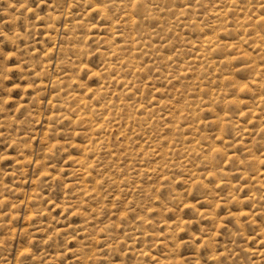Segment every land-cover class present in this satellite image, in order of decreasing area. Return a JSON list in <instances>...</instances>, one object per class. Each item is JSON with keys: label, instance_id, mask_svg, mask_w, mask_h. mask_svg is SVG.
I'll list each match as a JSON object with an SVG mask.
<instances>
[{"label": "rangeland", "instance_id": "rangeland-1", "mask_svg": "<svg viewBox=\"0 0 264 264\" xmlns=\"http://www.w3.org/2000/svg\"><path fill=\"white\" fill-rule=\"evenodd\" d=\"M232 1L0 0V264H264V0ZM74 95L130 105L108 107L90 178Z\"/></svg>", "mask_w": 264, "mask_h": 264}, {"label": "bare ground", "instance_id": "bare-ground-1", "mask_svg": "<svg viewBox=\"0 0 264 264\" xmlns=\"http://www.w3.org/2000/svg\"><path fill=\"white\" fill-rule=\"evenodd\" d=\"M86 1H88L89 2V4H90V9H91V12L92 11H95V13L96 12H98V13H104L105 12V9H103V7L101 6L102 4H100L99 3V0H86ZM137 1V0H136ZM171 1V0H170ZM201 2V1H200ZM235 3V1H232V0H230V4H233L234 5V3ZM237 2V1H236ZM124 4V3H123ZM129 4V3H128ZM136 5H133V7H135ZM138 7V6H137ZM139 8H140V6H139ZM138 8V9H139ZM147 11V10H146ZM125 13V12H124ZM145 13V12H144ZM126 18V17H125ZM245 18H246V16H245ZM53 19H54V17H53ZM242 19V18H241ZM243 19H244V17H243ZM242 19V20H243ZM247 19V18H246ZM245 19V20H246ZM126 20V19H125ZM240 20V19H239ZM127 21L128 22H130L131 23V25H134V19H133V17L132 16H127ZM218 21V20H217ZM52 22L54 23V21L52 20ZM241 23H243L242 21H240ZM239 22V26H240V23ZM222 23V22H221ZM143 24V23H142ZM251 24H254V25H264V17H261V16H256V18L254 19V20H252L251 21ZM253 25V26H254ZM216 26V25H215ZM241 26H242V24H241ZM83 27V26H82ZM138 27V26H137ZM200 28V27H199ZM240 28V27H239ZM251 31V30H250ZM226 32V31H225ZM255 32H257V29L255 30ZM249 33V32H248ZM199 34V33H198ZM261 34V33H260ZM129 35V34H128ZM259 35V34H258ZM258 35H256L257 37H258ZM210 36V35H209ZM237 36V35H236ZM140 37V36H139ZM255 37V36H254ZM263 37H264V35H263ZM255 39V38H254ZM257 39V38H256ZM259 39V38H258ZM257 39V40H258ZM263 39V38H262ZM261 40V39H260ZM237 41H239V40H237ZM243 41H244V39H243ZM255 41V40H254ZM264 42V39L262 40V43ZM222 44V43H221ZM200 45H201V47H204L205 49H206V51H208V49L209 50H211V49H214L215 50V48H221V47H219L220 46V44H218L217 42H214L211 38H207L206 40H203L201 43H200ZM225 43H223V46H224V48H226L225 47ZM227 45H231V44H227ZM258 45V44H257ZM262 45V47H260V50H261V53L262 52H264V43L263 44H261ZM258 46H260V45H258ZM257 46V47H258ZM117 49V48H116ZM116 49H113V51L114 52H116ZM212 51V50H211ZM242 51V50H241ZM215 52V51H214ZM238 52V51H237ZM211 53H213V52H211ZM220 53V52H219ZM218 53V54H219ZM236 53V52H235ZM226 54V53H225ZM203 57L205 56V55H202ZM114 57V56H113ZM206 57H207V55H206ZM209 57H210V55H209ZM211 58V57H210ZM227 58V57H226ZM214 59V58H213ZM245 59V58H244ZM243 59V60H244ZM204 61H206L207 63L209 62V65H212V64H215L214 62H213V60L212 61H210L209 60V58H206V59H204ZM216 61V60H215ZM227 61V60H226ZM226 61H224V62H226ZM217 62V61H216ZM206 63V64H207ZM210 63H212V64H210ZM223 63V62H222ZM191 64V63H190ZM224 64V63H223ZM229 64H230V62H229ZM252 64V63H251ZM126 65V64H125ZM127 65L128 66H130V67H132V68H136L137 67V65L136 66H134L130 61H128V63H127ZM219 65H220V63H219ZM140 66V65H139ZM214 66V65H213ZM218 66V65H217ZM216 66V67H217ZM220 66H222V65H220ZM252 66H253V64H252ZM255 66L256 67H258L257 66V64H255ZM261 66H263V65H261ZM212 67V66H211ZM254 67V66H253ZM255 67V68H256ZM117 68V67H116ZM254 68V69H255ZM210 69V68H209ZM253 69V68H252ZM259 69V68H258ZM113 70V69H112ZM123 70V69H122ZM133 70H135V69H133ZM261 70V69H260ZM262 72H264V70H261ZM205 72V71H204ZM106 73V72H105ZM201 73V72H200ZM253 73H254V71H253ZM261 73V72H260ZM187 74V73H186ZM204 74V73H203ZM108 75V74H107ZM219 75V74H218ZM259 75V74H258ZM109 77V76H108ZM210 77V76H209ZM251 77V76H250ZM259 77V76H258ZM121 76H117V78H115V79H113V81L115 80V83H122V85H124V84H129L127 81H124V79L121 81ZM215 78V77H214ZM213 78V79H214ZM232 78V77H231ZM261 78V77H260ZM223 79H224V77H223ZM227 80V79H226ZM253 80L255 81L256 80V78L254 77L253 78ZM56 81V80H55ZM58 82V81H57ZM204 82V81H203ZM210 82V81H209ZM219 82H221V81H219ZM229 82V81H228ZM234 83V82H233ZM111 85V84H110ZM225 85V84H224ZM125 86V85H124ZM128 86L129 85H127L125 88V92L127 93L128 92ZM222 86V85H221ZM214 87V86H213ZM217 87V86H216ZM131 88V87H130ZM233 88H234V86H233ZM237 88H239V89H242L241 88V86L240 85H238L237 84V86H236V89ZM98 89V88H97ZM211 90V89H210ZM243 90V89H242ZM131 91V90H130ZM213 91V90H212ZM237 91V90H236ZM245 91H247V90H245ZM101 92V91H100ZM99 91H95L94 90V92H92L91 94H93V97L94 96H96V95H98L99 93H100ZM211 93V92H210ZM210 93H208V94H210ZM218 93H221V92H218ZM234 93V92H233ZM246 93V92H245ZM248 93V92H247ZM89 94V93H88ZM228 94V93H227ZM79 95V94H78ZM102 95V94H101ZM218 95V94H217ZM217 95H215V97L217 96ZM234 95H235V93H234ZM262 95V94H261ZM213 97H214V95H213ZM214 97V98H215ZM218 97V96H217ZM223 97H224V95H223ZM222 97V98H223ZM235 97H236V95H235ZM96 98V97H95ZM211 98H212V96H211ZM224 98H226V97H224ZM73 99H75L76 101H77V103H78V108H77V111H76V116H75V118L77 117V119L76 120H78V121H85L86 123L88 122V124L90 123V125H89V130L91 131V133H90V136H86V137H88V140L86 141V143L84 144V145H80V148H81V152H83V153H81L82 154V156L80 157H78V158H76L75 159V163L77 164V166H79V169H80V171L82 172L81 174L84 176V178H85V176L87 177V178H90L91 177V175H90V170H91V166H92V164L95 162H93V160H90L89 159V156L91 157V156H93L94 158H96V154L98 153V149H101V148H103V151L105 150V152L107 151L108 153H109V155L110 156H113L112 155V152H111V150H109L108 149V145H107V141H108V138H107V132L106 131H104L103 130V128L104 127H106L107 129H109L110 127H109V125L112 123V119H111V115L112 116H114V118H115V115H113V114H111V115H109L108 113H109V111H108V113H107V109H108V107L111 109V107H114V109H115V107H116V109H117V107L118 108H120V107H122V108H124V107H130V105L126 102V99L124 100V101H122V104L120 105V107L118 106V105H114V103L116 102H114L113 104H108V103H110V101L107 103V109L106 110H104L103 108H105V107H103V108H101L102 106H100V105H97V106H100L99 108H94V106H93V104H90L89 103V101H87L86 100V98L85 97H82L81 98V96L79 97V96H75L74 95V98ZM218 99V98H217ZM231 99V98H230ZM62 100V99H61ZM201 100V99H200ZM226 100V99H225ZM228 100V99H227ZM262 100V99H261ZM135 101V100H134ZM133 101V102H134ZM229 101V100H228ZM69 102V101H68ZM124 102V103H123ZM133 102H130V103H133ZM193 102H195V101H193ZM208 102V101H207ZM63 103V101L60 103V105ZM77 103H75V104H77ZM118 103V102H117ZM136 103H138V102H136ZM230 103H233V104H236V105H239L238 104V100L236 99H233ZM260 103V102H259ZM203 104H204V102H203ZM212 104V103H211ZM226 104V103H225ZM240 104H241V102H240ZM52 105V104H51ZM104 105V104H103ZM138 105V104H137ZM213 105V104H212ZM132 106V105H131ZM135 105H133V107H134ZM139 106H141L140 104H139ZM138 106V107H139ZM222 106H224L223 104H222ZM246 106V105H245ZM55 107V106H54ZM64 107V106H63ZM141 107H143V106H141ZM186 107H188V106H185V108ZM137 108V107H136ZM261 108V107H260ZM63 108H61V110H62ZM64 109H65V107H64ZM109 109V110H110ZM127 109V108H126ZM135 109V108H134ZM144 108H142V110H143ZM184 109V108H183ZM189 109V108H188ZM185 110V109H184ZM191 110V112H192V114H193V116L197 113L196 111L198 110L197 108H196V104H193L192 105V108L190 109ZM69 111V110H68ZM74 111V110H73ZM114 111V110H113ZM112 111V112H113ZM117 111H118V109H117ZM121 111V110H120ZM127 111H129V110H127ZM134 111V110H133ZM178 111V110H177ZM71 112V111H70ZM69 112V113H70ZM130 112H131V110H130ZM135 112V111H134ZM187 112H189V111H186V113ZM249 112H252V111H249ZM260 112V111H259ZM63 113H66V112H63ZM127 113V112H126ZM126 113H125V115H126ZM132 113V112H131ZM258 113V112H257ZM73 114H75V113H73ZM120 114V113H119ZM128 114L129 113H127V116H128ZM171 114V113H170ZM169 114V115H170ZM250 114V113H249ZM255 114H256V112H255ZM65 115V114H64ZM131 115V114H130ZM129 115V116H130ZM136 115V114H135ZM134 115V116H135ZM174 115L175 114H173L172 116L173 117H171V118H174ZM187 115H190V113L188 114L187 113ZM219 115V114H218ZM60 116H63L62 114L60 115ZM68 116H69V114H68ZM128 116V117H129ZM131 116H133V115H131ZM193 116H192V118H193ZM196 116H197V114H196ZM196 116H195V121L197 120L198 121V119H196ZM59 116H57V118H58ZM67 117V116H66ZM139 117V116H138ZM178 117V116H177ZM176 117V118H177ZM191 117V116H190ZM189 117V118H190ZM219 117H222V116H220L219 115ZM264 117V116H263ZM55 118V117H54ZM54 118H53V120H54ZM56 118V119H57ZM68 118H70V117H68ZM67 118V119H68ZM118 118V117H117ZM131 118V117H130ZM135 118H137V116L135 117ZM167 118V117H166ZM168 118H170V117H168ZM175 118V119H176ZM216 118H218V116H216ZM72 119V118H71ZM129 119V118H128ZM132 119V118H131ZM130 119V120H131ZM138 119V118H137ZM143 119H144V116H143ZM227 118H225L224 119V117H223V119L222 118H219V120H216L215 121V124H217L218 125V127H221V128H223L224 127V123H223V121H225ZM52 120V121H53ZM65 120V119H64ZM74 120V119H73ZM114 120V119H113ZM136 120V119H135ZM134 120V121H135ZM146 119H144L143 121H145ZM201 120V119H200ZM260 120V119H259ZM78 121H77V123H78ZM261 121V120H260ZM54 122V121H53ZM82 122V123H83ZM117 122V121H116ZM136 122H137V120H136ZM146 122V121H145ZM193 122V121H192ZM191 122V123H192ZM67 123V122H66ZM76 123V122H75ZM138 123V122H137ZM198 123V122H197ZM128 124H129V122H128ZM131 124V123H130ZM146 124H147V122H146ZM194 124V123H193ZM133 125V124H132ZM131 125V127H134V126H132ZM142 125V124H141ZM150 125V124H149ZM195 125H196V122H195ZM199 125V124H198ZM130 126V125H129ZM129 126H128V129H130L129 128ZM191 126V125H190ZM189 126V127H190ZM189 127H188V129H189ZM196 127H197V125H196ZM55 128V127H54ZM87 128V127H86ZM193 128V127H192ZM191 129V128H190ZM219 129V128H218ZM89 130H88V128H87V132H89ZM132 130V129H131ZM182 130V129H181ZM196 130H198V129H196ZM196 130H194V128H193V132L194 131H196ZM240 130H243V129H240ZM127 132L129 131V130H126ZM140 131V130H139ZM138 131V132H139ZM143 131V130H142ZM186 132V131H185ZM82 133H83V131H82ZM81 133V134H82ZM130 133V132H129ZM142 133V132H141ZM145 133H147L146 131H145ZM191 133V132H190ZM190 133H189V135H190ZM197 133V132H196ZM132 134V133H131ZM181 134V133H180ZM192 134V133H191ZM199 133H197V135H198ZM216 134H217V132H216ZM222 133L220 132L219 134H217V135H221ZM86 135H87V133H86ZM181 135H183V133L181 134ZM181 135H179V136H181ZM185 135V134H184ZM183 135V136H184ZM186 135H188V134H186ZM197 135H195V138L193 139L192 137H190L189 136V138H190V143H189V145H187V143H182V145L180 146L181 148V150H182V148L183 149H186V151L188 152V153H195V152H198V150L199 149H201V147H200V145H199V147H198V144H196V140H198L197 138H198V136ZM126 136V135H125ZM129 136V135H128ZM183 136H182V139H184L183 138ZM194 136V135H193ZM208 137V136H207ZM84 138V137H83ZM148 138V137H147ZM133 139V138H132ZM181 139V138H180ZM209 140V139H208ZM145 141H147V140H145ZM149 141H150V139H149ZM181 141V140H180ZM183 141V140H182ZM224 141V140H223ZM148 142V141H147ZM221 142V141H220ZM69 143H70V141H69ZM152 143V142H151ZM162 143V142H161ZM73 144V143H72ZM146 144V143H145ZM181 144V143H180ZM179 144V145H180ZM186 144V145H185ZM262 144V143H261ZM75 145V144H74ZM73 145V146H74ZM178 145V146H179ZM208 146H210V150L212 151V150H215L216 152L218 151V148H217V146H215V144H213L211 141L209 142L208 141V144H207ZM51 146V145H50ZM54 146V145H53ZM143 146V145H142ZM142 146H140V147H142ZM156 146V145H155ZM157 146H158V144H157ZM183 146V147H182ZM128 147V146H127ZM176 147V146H175ZM203 147V146H202ZM129 148V147H128ZM143 153L144 152H146V149L147 148H149L150 149V146H147L146 145V147H144L143 146ZM152 148H154V147H152ZM151 148V149H152ZM49 149V148H48ZM108 149V150H107ZM126 149V148H125ZM160 148H158V150H159ZM262 149V148H261ZM161 150V149H160ZM207 151L209 150V148L208 149H206ZM209 150V151H210ZM100 151V150H99ZM101 151H102V149H101ZM126 151H129V150H125V152ZM141 151V150H140ZM148 151V150H147ZM156 151V150H155ZM48 152V151H47ZM134 152H135V150H134ZM133 152V153H134ZM139 152V151H138ZM158 151H156V153H157ZM161 152H163L164 153V151L162 150ZM167 152V151H166ZM184 152V151H183ZM129 153V152H128ZM131 153V152H130ZM136 153V152H135ZM150 154V153H149ZM155 154V153H154ZM161 154V153H160ZM264 154V153H263ZM96 155V156H95ZM98 155H99V153H98ZM104 155H106V154H104ZM130 155V154H129ZM142 155H144V154H142ZM141 155V156H142ZM162 155V154H161ZM163 155H165V154H163ZM217 155V154H216ZM258 156V155H257ZM130 157V156H129ZM208 157H209V155H208ZM112 158V157H111ZM132 158V157H131ZM205 158H206V156H205ZM211 158V157H210ZM134 159H136V156H135V158ZM138 159V158H137ZM206 159H208V158H206ZM72 160V159H71ZM73 160H74V158H73ZM95 160H97V158L95 159ZM97 161H99V160H97ZM96 161V162H97ZM39 162H41V161H39ZM74 162V161H73ZM209 163H210V161H208ZM213 162V161H212ZM212 162H211V164H212ZM245 162V161H244ZM256 162V161H255ZM258 162V161H257ZM256 162V163H257ZM38 163V162H37ZM140 163V162H139ZM98 165V164H97ZM137 165V164H136ZM138 165H140V164H138ZM41 166V165H40ZM131 166L133 167V164L131 163ZM131 166H130V168H131ZM146 167V166H145ZM257 167V166H256ZM256 167H255V169H256ZM40 168H42V167H40ZM95 168V167H94ZM139 168V167H138ZM45 169V168H44ZM135 169V168H134ZM137 169V168H136ZM149 169V168H148ZM92 170H94V169H92ZM147 170V169H146ZM146 170H144V171H146ZM79 171V170H78ZM121 171V170H120ZM142 171V170H141ZM255 171V170H254ZM48 173V172H47ZM131 173V172H130ZM133 173H134V171H133ZM243 173V172H242ZM255 174V173H254ZM136 175H138V174H136ZM191 177H192V179H193V181H197V180H199L200 178H201V174L200 173H196V171H194V172H192L191 174ZM108 176V175H107ZM243 176V175H242ZM246 176V175H245ZM134 177H135V175H134ZM44 179V178H43ZM50 180V179H49ZM51 181V180H50ZM94 181V183H95V185H93V183H91V185H87V184H83V185H81V193L80 194H82V195H84V194H86V192L87 191H90V189L93 187V188H98L99 186H98V184H97V181L96 180H93ZM92 181V182H93ZM117 181V180H116ZM129 181V180H128ZM127 181V182H128ZM84 182V181H83ZM257 182V181H256ZM86 183V182H85ZM233 184V183H232ZM119 185V184H118ZM98 189H100V188H98ZM96 190V189H95ZM94 190V191H95ZM93 191V190H92ZM91 191V192H92ZM91 192H89V193H91ZM95 195H98L97 193H95ZM99 196V195H98ZM88 197H93V195L92 196H89L88 195ZM114 197V196H113ZM254 197V196H253ZM100 198H101V193H100ZM100 198H98V199H100ZM223 200V199H222ZM216 209V208H215ZM248 211V210H247ZM216 212V211H215ZM247 212H245V214H246ZM238 215V214H237ZM236 215V216H237ZM250 216V215H249ZM231 217V216H230ZM240 217H243V216H239V218ZM251 217H252V215H251ZM249 218V217H248ZM237 219V218H236ZM247 219V218H246ZM212 220V219H211ZM252 220V219H251ZM240 221V220H239ZM253 221V220H252ZM181 222V221H180ZM253 222H251L250 224H252ZM164 224H166V223H164ZM241 224V223H240ZM253 225H254V223H253ZM182 226V225H181ZM235 226V225H234ZM80 227V226H79ZM253 227V226H252ZM60 229V228H59ZM243 229V228H242ZM68 230V229H67ZM263 230V229H262ZM243 234V233H242ZM247 234V233H246ZM261 234V233H260ZM246 238V237H245ZM236 240V239H235ZM122 244V243H121ZM257 253H259V252H257ZM142 254L144 255V253L142 252Z\"/></svg>", "mask_w": 264, "mask_h": 264}, {"label": "clouds", "instance_id": "clouds-1", "mask_svg": "<svg viewBox=\"0 0 264 264\" xmlns=\"http://www.w3.org/2000/svg\"><path fill=\"white\" fill-rule=\"evenodd\" d=\"M21 7H24V5H21Z\"/></svg>", "mask_w": 264, "mask_h": 264}]
</instances>
